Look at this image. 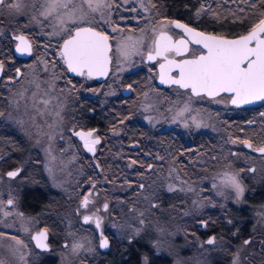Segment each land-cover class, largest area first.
Listing matches in <instances>:
<instances>
[{
    "label": "flooded vegetation",
    "instance_id": "obj_1",
    "mask_svg": "<svg viewBox=\"0 0 264 264\" xmlns=\"http://www.w3.org/2000/svg\"><path fill=\"white\" fill-rule=\"evenodd\" d=\"M18 1L24 0H6L5 4L0 6V17L3 10L9 8V4ZM28 1L34 5L35 9L37 5L39 9L46 8V4L49 3V0ZM107 2L111 5L113 23L120 24L126 29L139 26L137 21L131 18L133 4L139 5L136 3L137 0H127V2L125 0H107ZM142 2L146 8L144 6L139 8L137 15L143 17L147 13V7H151L152 17L155 12L157 14L154 16L155 21L162 25L158 35L161 32H167L174 43L180 39L189 41L186 52H182L179 56L174 52L168 54V59L177 61L194 59L201 54H206L207 50L203 49L202 45L194 43L195 37H191L184 29L177 28L171 22L178 21L206 35L236 39L247 34L260 19L264 18V0H142ZM80 9L87 13V19L78 26L95 27L97 31H103L109 36L111 45L110 71L108 76L101 80L97 77L80 76L67 70L70 80L75 84L77 110L73 114L72 120L66 121L65 134L57 138L53 137L55 144L49 135L50 117L44 119L40 115L38 117L35 111L28 110L21 111L25 115V123L20 124V120H17V124H12L3 120L11 106L6 89L9 85H16L22 89L24 94L35 93L37 83L40 78L46 76L47 72L42 70L43 63L42 65H32L33 61L42 59L44 55L50 62L60 61L64 64L59 53L63 40L68 36L62 31H59L60 35L54 36L53 32H56L57 25L53 23L55 20L47 18L45 31H39L34 27V29L27 28L25 20L16 27L4 25L5 29L0 35V63L3 65L0 68V136L9 138L11 142L0 144V194L4 193L2 188L4 182L11 179L13 183L10 193L14 195V198L12 199L13 204L8 205L7 203V207L15 210V215L18 217L27 219L28 228L33 231L31 237L38 232L46 231L47 233V242L50 246L48 249L37 247L35 241L31 239L34 257L30 258V264L57 262L58 258H53L52 253L62 242L63 234H56L55 230L62 232L71 230L76 231L77 235L95 238L96 246L101 252L89 257V261H93L94 264H144L145 261V264H171L170 257L166 256L163 251L159 250L154 253L149 248L148 241L144 245H136V239L139 238H135L128 232L133 225L131 216L133 181H140L143 186L140 188L144 189L148 182L159 180L162 177L161 174L169 167L173 178L181 176V167L183 170L187 167L191 169L193 172L191 176H194L196 165H192L193 160H187V158H195L196 148L199 149L203 145L200 142L204 138L209 136L210 142L215 139L212 138L210 127L200 131L202 133L198 135L199 140L196 138V132L181 131L177 126L179 122L174 119L177 115L172 114L171 111H168L169 109L164 110V106L167 104L163 101L157 104V106L161 105L160 110L163 111L138 110L140 108L138 106L139 99L149 93L151 95L155 92L158 94L173 91L176 92L175 95L188 92L190 96H193V99L204 98L210 102L224 97L230 98V94L221 93L215 98L205 94L196 96L190 89L181 88L179 85H160L158 83L159 65L164 60L162 57L148 60L149 52L153 51L149 49L152 45L151 42L143 50L146 52L145 56L143 55L145 63L141 62L139 66L122 76V79L126 80L123 90L117 95H111L113 87L109 80L117 62L116 41L112 29L102 26L98 20L99 11L92 12L91 19L90 11H85L83 0H72L67 8L59 7L57 11L61 15L65 14L66 18L52 13L49 15L51 18L58 17V21L60 18L67 20V15L70 12L76 11V14L79 15ZM39 15L41 14L35 13L34 17L38 18ZM2 23H4L3 18L0 19V25ZM58 25L60 26L59 23ZM63 27L72 28L73 26L69 21ZM19 36H23L31 45L30 52L21 53L16 50L17 45L20 44L17 39ZM153 55H155L154 51ZM64 66L67 69L65 64ZM17 69L20 70L19 74H17ZM172 75L178 76V71H174ZM89 80L90 83H87ZM229 102L234 112L230 115L224 114V124L231 123L233 130H239L241 133H244L246 129H255L251 134L253 137L249 136L237 142L239 146L234 150V153L238 154L243 151L241 145H244L246 151L264 155V153L256 151V149L264 147V135L260 133L259 128L260 124H264V120H260V114H264V110L260 109V107H264V100L249 105H234L231 103V99ZM136 105L137 107H135ZM215 106V108H219V106ZM170 118H172V122ZM39 122L40 125H44L36 126ZM170 122L172 126L169 125ZM120 123H126L125 130L127 131L121 139L125 143L126 162L116 159L118 148L116 145H112L113 138L115 140L117 137L118 129L116 128ZM25 124L35 127L31 126L32 131H28L27 127H24ZM225 130L221 144L222 152L228 148L227 129ZM26 132H43L45 136L31 141L26 136ZM89 132L92 133L88 137L89 140H99V143L92 145L94 151H89L85 147V140L76 134ZM243 141H248L252 147H247ZM254 142L257 144L260 142V144L256 145ZM53 146L55 150L59 151L57 154L59 157L61 156L60 159L53 158ZM54 162L64 167L63 175L67 180L65 189L58 190L52 183ZM131 164H135L134 167ZM181 164L183 165L181 166ZM253 166L255 167V165ZM254 167L253 172H255ZM17 170L19 171L15 177L7 175L8 172ZM104 180L111 183L113 190L107 193L106 199H108L101 203L99 197L102 188H104ZM172 192L177 193L178 191L164 193L162 191L161 195L162 197L168 196ZM174 193L171 195L178 196ZM254 193L260 198L254 207L256 211L264 204V200H261L264 195V175L262 179H255ZM85 198L88 199L86 206L83 204ZM105 204H107V208L104 207ZM153 205L154 208H157L155 202ZM163 205L162 208H165L169 204L165 202ZM167 208L169 207L166 206ZM17 216L15 225L18 228L20 223H17ZM85 216L90 217L87 222L84 220ZM97 220L100 221L99 227L96 225ZM263 221L259 219L257 230L248 238H240L242 235L240 227L231 239L235 243L247 240L253 244L255 247L253 253L245 257L249 264H264ZM216 225V222L211 219L203 220L200 234L208 236L209 239L215 238V241L216 236H220L219 232H214ZM102 237L107 238V249L100 247ZM69 244V240L63 241L64 246Z\"/></svg>",
    "mask_w": 264,
    "mask_h": 264
},
{
    "label": "rangeland",
    "instance_id": "obj_2",
    "mask_svg": "<svg viewBox=\"0 0 264 264\" xmlns=\"http://www.w3.org/2000/svg\"><path fill=\"white\" fill-rule=\"evenodd\" d=\"M137 1L136 3L139 5L133 4L131 15L132 20L138 23L137 25L139 26L137 27L126 29L120 24L113 23L111 7L99 11V19L96 16L102 26L117 29L114 32L117 62L113 75L109 80V82L111 81L110 85L113 87L110 92L112 93L111 95H117L123 90L126 80H123L122 76L139 66L141 62L142 64L145 63L143 55L145 56L146 52H143V50L151 42L152 45L149 49L153 50V41L162 28L160 22L154 19V16L157 15L155 12L152 17V9L149 6L147 7V13L143 17H138V10L143 8L144 5L142 0ZM14 4H18L19 8H5L2 12L0 19L3 18L4 23L0 25V35L5 29L4 25L16 27L23 20L27 21V28H37L39 31H45L47 26L45 23L46 18L55 20L53 23L57 25L55 28L56 32L61 31V25L59 26L57 23L58 17L51 18L50 15H42V13L49 10V3L46 4V8L42 9H39L38 5L35 9L34 5H31L32 3L28 0L18 1ZM58 10L59 7L51 13L60 16L61 13L57 12ZM85 11H90L87 3H85ZM35 13L41 15L37 18L34 17ZM90 14L92 19L91 11ZM64 15L61 16L66 18ZM166 24L169 25L168 23ZM121 44L128 46L129 54L126 57L120 55L117 51ZM43 56L42 59L34 60L32 63V65H42L43 63L41 66L42 70L48 73L40 78L35 93L24 94L22 89L16 85L7 87L6 90H8L11 106L3 120L12 124H17V120H20V124L25 123V115L22 112L28 110L35 111L38 117L42 116L44 119L50 117L49 135L54 143L53 137L57 138L65 134L66 121H71L73 114L77 110L76 90L75 84L70 80V75L64 64L60 61L50 62ZM59 63L61 64L59 65ZM87 83H90V80ZM175 93L172 91L169 93L161 92L157 94L155 92L151 95L150 93L146 94L139 99L138 106L140 108L138 110H160L162 107L161 105L157 106V104L163 101L167 104L164 106V110L169 109L168 111L177 115L174 119L179 122L177 126H179L181 131H194L197 134V138L202 133L200 132L201 130L210 127L212 138L215 141L212 140L210 142L209 136L204 138L200 142L203 145L201 144L202 146L199 149L196 148L195 158H187V160H193L192 165H196L194 176H191L193 174L191 169L187 167V169L183 170V167H181V176L173 178L169 167L161 174L162 177L159 180L148 182L147 187L144 189L140 188V181H133V210L131 214L133 225L128 232L135 238H139L136 239V245H144L148 241L150 243L149 248L154 253L159 250L163 251L166 256L170 257L171 264H233L234 260L237 261V264H249L245 257L253 253L255 248L253 244H245V240L235 243L231 239L237 233L236 230L242 227L243 223L248 222L250 224L249 232L252 234L257 230L259 219L264 220V204L255 211L253 205H248L246 198L247 195L252 194L255 190V179L263 178L264 155L246 151L244 145H241L243 151L238 152V154H235L234 150L239 146L237 142L249 136L253 137L251 134L255 129H246L244 133H241L239 130H233L231 123L224 124V114L230 115L234 112L229 102L230 98L224 97L209 102L204 98L193 99V96H190L188 92L178 93L179 96L175 95ZM215 105L219 106V108H215ZM260 109L264 110V107H260ZM22 115L24 116L22 117ZM260 120H264V116L261 114ZM171 122L169 123L170 126H172ZM43 125H40L39 122L36 126ZM31 126L35 127L34 125ZM31 126L29 127L28 124L24 125L28 131H32ZM125 128L126 123H120L118 128H116L118 129L117 137L112 140V145H116L118 148L115 155L116 159L123 161L126 159L124 157L125 143L121 139L124 133L126 134L127 130ZM259 128L260 133L264 135V124H260ZM225 129H227L228 148L222 152L221 144L223 142L222 137L225 136ZM49 135L46 136L48 137ZM26 136L31 141H34L36 138L38 139L45 135L43 132H26ZM0 137V144L11 142L9 138L3 137V139L2 135ZM233 141L236 142L233 143ZM254 143L256 145L260 144V142L258 144ZM103 145L105 144L103 143ZM52 151L54 159L61 158L57 154L59 151L55 150L54 146ZM128 164L130 163L128 162ZM131 165L134 167L135 164ZM253 167L255 172H253ZM63 169L64 167L61 164L57 165L54 162L52 183L58 190L65 189V184H67ZM230 176H235L244 189L241 195L238 196L236 189L228 183ZM146 180L148 179L146 178ZM12 183L11 179L4 182V187H2L4 193L3 195L0 194V234H3L0 235V261H3V264H30V258L34 257V248L31 240L33 231L28 228L29 224L26 218L18 217L15 215V210L7 207V200L14 198V195L10 193ZM103 185L104 188H102L99 197L101 203L108 199H106L107 193L113 190L111 183L106 180L103 181ZM174 190L178 192H172L171 194H178V196L170 194L162 197L161 195L162 191L164 193ZM154 202L157 208H154ZM165 202L169 204L166 205L169 207L167 209L166 206L162 208ZM244 210L249 214L247 217H243ZM5 212L10 214L5 216L3 214ZM16 216L17 223H20L18 228L15 225ZM206 219L216 222L217 225L214 232H219L220 234V236H216V240L212 244L207 243L208 236L200 234L202 221ZM55 232L63 235L62 242L59 243V246L52 253L53 258H58L57 262L53 261L54 264H94L93 261H89V257L101 252L99 247L97 248L96 246L95 238L80 236L76 234V231L71 230L63 232L55 230ZM18 240L22 241L23 244H18ZM67 240L70 241V244L64 246L63 241ZM76 244H80L82 247L74 251L73 246Z\"/></svg>",
    "mask_w": 264,
    "mask_h": 264
},
{
    "label": "snow or ice",
    "instance_id": "obj_3",
    "mask_svg": "<svg viewBox=\"0 0 264 264\" xmlns=\"http://www.w3.org/2000/svg\"><path fill=\"white\" fill-rule=\"evenodd\" d=\"M5 2L6 0H0V6H3ZM83 2L87 3L91 12L111 7L107 0H95V3L94 0H83ZM70 3H72V0H49V10L42 13V15L51 14L57 7L67 8ZM8 6L9 8H19L18 4H9ZM79 11V15L76 14V11H73L67 15V20L60 18L58 21L62 26L61 31L68 36L67 39L63 40L59 55L70 72L88 78L105 76L108 73V65L111 60L109 56L111 50L109 36L103 31H97L95 27L78 26L87 19V13H84L82 9ZM69 21L73 27L64 28L63 25ZM171 23H174L177 28L184 29L190 36L195 37L194 43L202 45L203 49L207 51L206 54H201L194 59L169 60L168 54L170 53L174 52L179 56L182 52H186L189 41L180 39L174 43L170 36L165 32H161L159 37L153 41L155 55H153V51H150L147 58L148 60H154L156 57H162L165 61L159 65L162 83L175 84L181 88L190 89L196 96L205 94L208 97L215 98L221 93H227L230 94L231 103L234 105L249 103L254 100H264V18L260 19L247 34L231 40L197 32L178 21ZM112 31L115 32L117 29L113 28ZM53 34L60 35L61 32ZM17 39L20 41L16 48L18 52L31 51V45L23 36H19ZM117 51L125 57L129 54L126 44H121ZM2 67L3 65L0 63V68ZM173 68L178 71V77L170 75ZM16 71L19 74L20 70L17 69ZM76 134L85 140V147L89 151H94L92 145L99 143V140H89L88 137L92 135L91 132ZM235 142L233 141V143ZM243 143L249 148L252 147V144L248 141H243ZM256 151L264 153V147H260ZM18 171L8 172L7 175L15 177ZM228 183L236 189L238 196L243 193L244 189L235 176H230ZM141 187L143 186L141 185ZM7 203L12 205L13 200L9 199ZM83 204L84 206L88 204L87 198H85ZM104 207L107 208V204ZM3 214L7 216L10 213L5 212ZM89 219L90 217H84L86 222ZM96 225L97 227L100 226L99 220L96 221ZM13 239L15 238L13 237ZM32 239L36 241L37 247H47L43 243L46 239L45 231L37 233ZM214 239L210 238L207 243H214ZM17 243L23 244L19 240ZM244 243L248 244L249 241L246 240ZM80 247L82 245L76 244L73 246V250L75 251ZM100 247H108L106 237L101 238ZM0 264H3V261H0ZM233 264H237V261L234 260Z\"/></svg>",
    "mask_w": 264,
    "mask_h": 264
},
{
    "label": "trees",
    "instance_id": "obj_4",
    "mask_svg": "<svg viewBox=\"0 0 264 264\" xmlns=\"http://www.w3.org/2000/svg\"><path fill=\"white\" fill-rule=\"evenodd\" d=\"M199 139H200V137L198 136L197 140H199ZM201 140H202V138H201ZM246 198L248 201V205H250V206L253 205V208L255 207V204L258 201V199H260L254 192L252 194L247 195ZM261 200H264V195L261 197ZM248 215H249L248 212L244 210L243 217H247ZM249 225L250 224L248 222L243 223L242 227L240 228V230H241L240 234H242L240 238L246 239L250 236L251 233L249 232V229H250Z\"/></svg>",
    "mask_w": 264,
    "mask_h": 264
},
{
    "label": "water",
    "instance_id": "obj_5",
    "mask_svg": "<svg viewBox=\"0 0 264 264\" xmlns=\"http://www.w3.org/2000/svg\"><path fill=\"white\" fill-rule=\"evenodd\" d=\"M168 36H169V34L167 33V32H165ZM160 35V34H159ZM159 35H158V37H159ZM157 37V38H158ZM191 37H193V36H191ZM224 38V37H223ZM225 39H227V38H225ZM229 40H231V39H229ZM172 41H173V39H172ZM109 44H110V42H109ZM169 60H173V59H169ZM165 62V61H164ZM163 62V63H164ZM109 71H110V63H109V65H108V73H107V75H105V76H94V77H97V78H99V79H105L107 76H108V74H109ZM174 71H177L176 69H172V71H171V73H170V75L171 76H173V77H178V76H174V75H172V73L174 72ZM73 73V72H72ZM158 83L160 84V85H167V86H169V85H171L170 83H162L161 82V79H160V67H159V77H158ZM257 101H259V100H254V101H251V102H249V103H243V104H240V105H249V104H252V103H255V102H257ZM12 172V171H11ZM46 232V231H45ZM38 233H40V232H38ZM37 234V233H36ZM35 234V235H36ZM34 235V236H35ZM35 241V240H34ZM35 243H36V241H35ZM43 243H45L46 245H47V247L46 248H41V247H39V248H41V249H48L50 246H49V244H48V242H47V233H46V239L43 241ZM37 244V243H36ZM105 249H107V247H105Z\"/></svg>",
    "mask_w": 264,
    "mask_h": 264
}]
</instances>
